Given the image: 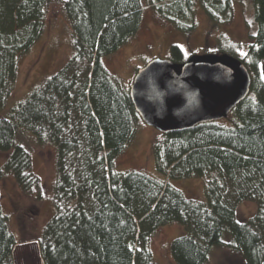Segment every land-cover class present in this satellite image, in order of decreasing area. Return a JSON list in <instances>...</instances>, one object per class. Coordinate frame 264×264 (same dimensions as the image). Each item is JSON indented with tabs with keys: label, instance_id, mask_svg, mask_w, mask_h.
<instances>
[{
	"label": "trees",
	"instance_id": "trees-1",
	"mask_svg": "<svg viewBox=\"0 0 264 264\" xmlns=\"http://www.w3.org/2000/svg\"><path fill=\"white\" fill-rule=\"evenodd\" d=\"M49 1L0 0V152L7 154L0 180L11 175L26 194L40 188L30 153L15 142L20 129L55 153L53 214L34 240L40 263L154 264L155 234L175 224L182 228L169 246L175 264H206L225 233L245 264H264V0H250L256 32L239 59L251 75L250 94L232 110L229 126L215 121L164 134L153 148L163 180L116 170L141 119L128 88L102 62L136 37L142 0H62L71 57L8 115L1 114L19 58L43 33ZM198 3L211 22H230L232 0H150L146 6L187 30L194 24L185 21ZM169 60L184 62L177 45ZM190 178L204 180L205 200L186 198L169 184ZM243 202L256 205L246 221L235 214ZM8 224L0 205V264H15L18 240Z\"/></svg>",
	"mask_w": 264,
	"mask_h": 264
},
{
	"label": "rangeland",
	"instance_id": "rangeland-1",
	"mask_svg": "<svg viewBox=\"0 0 264 264\" xmlns=\"http://www.w3.org/2000/svg\"><path fill=\"white\" fill-rule=\"evenodd\" d=\"M62 0H50L46 9L44 29L40 38L18 60L17 74L11 95L6 101L2 115L22 102L36 87L58 72L72 54L70 24L61 7ZM144 3L142 25L136 37L114 54L102 59L108 72L129 89L137 70L154 59H169L171 46L177 45L186 60L192 55L228 54L241 59L256 32L250 0H232V18L225 24H215L207 18L200 4L194 6L193 14L185 21L191 29L180 30L173 23L157 14ZM193 16V17H192ZM264 78V60L260 64ZM252 73V70H251ZM250 94V93H249ZM253 93H251L252 95ZM233 111L218 124L229 126ZM162 133L139 120L132 142L116 159V170L138 171L163 180L154 162L153 148L163 139ZM15 142L23 146L31 156L32 172L39 178L40 188L23 193L11 175L0 180V205L7 216L8 226L18 244L13 256L15 264H41L34 241L53 214L51 202L55 177L54 148L40 142L26 130H18ZM6 153L0 152V167ZM186 198L205 200L204 180L198 178L169 180ZM41 194V198L38 194ZM256 212V205L243 202L236 206L238 220L246 221ZM182 228L171 224L160 228L151 242L154 264H175L169 253L173 239L179 237ZM231 236L225 233L221 245L210 249L206 264H245L242 253L230 245Z\"/></svg>",
	"mask_w": 264,
	"mask_h": 264
},
{
	"label": "water",
	"instance_id": "water-1",
	"mask_svg": "<svg viewBox=\"0 0 264 264\" xmlns=\"http://www.w3.org/2000/svg\"><path fill=\"white\" fill-rule=\"evenodd\" d=\"M251 75L228 54L154 59L138 69L128 94L142 122L162 134L225 119L250 93Z\"/></svg>",
	"mask_w": 264,
	"mask_h": 264
}]
</instances>
